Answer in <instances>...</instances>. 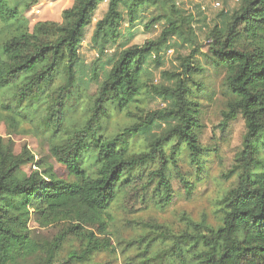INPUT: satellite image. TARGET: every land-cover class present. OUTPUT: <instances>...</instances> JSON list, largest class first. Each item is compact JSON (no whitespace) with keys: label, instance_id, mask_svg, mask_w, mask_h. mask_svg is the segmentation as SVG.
<instances>
[{"label":"trees","instance_id":"1","mask_svg":"<svg viewBox=\"0 0 264 264\" xmlns=\"http://www.w3.org/2000/svg\"><path fill=\"white\" fill-rule=\"evenodd\" d=\"M40 1L0 0V124L8 130V138L0 136V264H92L99 251L115 247L88 227L112 235V207L120 196L139 193L163 208L174 197L175 176L191 194L207 173L204 85L195 78L203 69L196 60L197 16L178 0H106L94 23L105 0H75L61 22L30 27L25 11ZM222 15L204 56L224 73L222 126L245 120L231 170L239 174L237 184L216 202L219 225L184 217L179 232L135 227L127 243L136 247L138 264H264V0H240ZM160 22L157 37L131 43L137 24L149 30ZM92 24L97 56L86 66L81 47ZM172 44L195 47L177 56V70H162L156 80L153 68L162 66ZM158 99L165 107L150 109ZM29 131L45 137L50 157L66 166L69 179L27 146L15 152L11 136ZM187 162L194 180L181 170ZM33 215L47 226L65 225L40 243L29 225ZM71 235L81 246L62 256Z\"/></svg>","mask_w":264,"mask_h":264},{"label":"rangeland","instance_id":"2","mask_svg":"<svg viewBox=\"0 0 264 264\" xmlns=\"http://www.w3.org/2000/svg\"><path fill=\"white\" fill-rule=\"evenodd\" d=\"M75 0H41L37 5L27 9L25 15L29 20L30 27H33L39 21H62V14L65 9L70 8ZM220 2L221 7H215L214 3ZM179 7L187 13L195 14L196 21L194 28L196 30V43L201 50L196 54V60L203 68L195 74L197 81L203 82L201 89L202 95L199 101L202 104L201 119L205 128L202 133V142L208 150L207 152V173L203 172L201 180L193 193L189 194L185 190L183 183L178 176L173 178L174 197L169 205L160 208L147 197L141 194L128 192L126 196H120L112 207L114 221H110L109 232L111 234H100L97 231L98 226H89L97 236L109 237L115 250L109 249L99 251L92 264H138L136 247L128 246V240L133 238L137 230L135 227L143 224L166 225L173 232H179L184 228V217L193 218L196 221L206 219L209 224H220V213L218 212L217 200L230 188L237 184L239 174L232 173L235 163V157L241 150L242 141L246 132L245 120L242 116L229 122L227 127L222 126V110L226 105V86L224 83V73L216 70L205 58L204 54L209 50V33L216 24L221 26L223 21V12L239 8L240 0H178ZM107 8L106 0L99 6L94 16V23L101 18ZM163 22L151 27L149 30L142 24H137L136 33L131 43L142 44L147 39L155 38L159 35ZM94 24L87 28L86 39L81 47V60L86 66H90L96 52L91 46L90 37L93 32ZM125 28L126 25H125ZM126 30V29H125ZM134 31V30H133ZM170 50H164L162 56V66L153 68L156 80H160L162 70H177L179 67V54H188L192 48L185 47L178 49L176 44H172ZM176 46V47H175ZM187 46V45H186ZM121 48L120 45L113 47L110 54ZM93 85L91 92L95 91ZM163 100H155L150 104V109L165 107ZM114 128V127H113ZM7 125L0 124V136L8 138ZM14 142V150L20 153L24 146L32 150L35 158H48L53 163L58 175L62 179H69V173L65 165L59 163L55 158L50 157L49 147L43 135H37L32 132H22L11 136ZM34 167L33 164L24 165V170L29 172ZM181 170L187 176L194 180L196 170L187 162L181 164ZM29 225L32 229L33 237L40 243L52 241L65 225V221H59L50 225H45L41 220L33 215ZM142 231V230H141ZM122 239L120 243L119 239ZM80 242L73 237H69L64 243L62 256H66L71 250L80 248ZM125 249V250H124Z\"/></svg>","mask_w":264,"mask_h":264}]
</instances>
